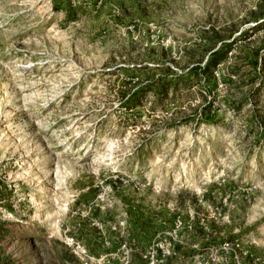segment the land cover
I'll return each instance as SVG.
<instances>
[{
  "label": "rangeland",
  "instance_id": "374dc122",
  "mask_svg": "<svg viewBox=\"0 0 264 264\" xmlns=\"http://www.w3.org/2000/svg\"><path fill=\"white\" fill-rule=\"evenodd\" d=\"M263 55L264 0H0V264H264Z\"/></svg>",
  "mask_w": 264,
  "mask_h": 264
},
{
  "label": "trees",
  "instance_id": "16d2710c",
  "mask_svg": "<svg viewBox=\"0 0 264 264\" xmlns=\"http://www.w3.org/2000/svg\"><path fill=\"white\" fill-rule=\"evenodd\" d=\"M234 41L235 39H233L230 43H221V46L218 49L211 50L203 66L198 65L191 69L193 72V76L195 78H198L199 76L211 75L216 72L220 65L225 64L227 60H229V55L232 56L231 50L232 43ZM233 59L236 60L237 57L233 56ZM260 66L261 74L262 76H264V55L261 57ZM235 70V72L240 71L238 68ZM205 113L206 111H204V114Z\"/></svg>",
  "mask_w": 264,
  "mask_h": 264
},
{
  "label": "built area",
  "instance_id": "2783aa9c",
  "mask_svg": "<svg viewBox=\"0 0 264 264\" xmlns=\"http://www.w3.org/2000/svg\"><path fill=\"white\" fill-rule=\"evenodd\" d=\"M72 242V240H70Z\"/></svg>",
  "mask_w": 264,
  "mask_h": 264
}]
</instances>
